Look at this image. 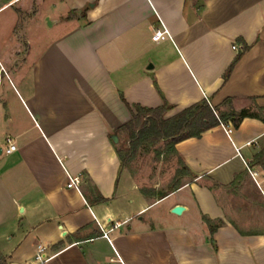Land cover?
Instances as JSON below:
<instances>
[{
    "label": "crops",
    "instance_id": "crops-1",
    "mask_svg": "<svg viewBox=\"0 0 264 264\" xmlns=\"http://www.w3.org/2000/svg\"><path fill=\"white\" fill-rule=\"evenodd\" d=\"M202 100L248 116L173 144L189 179L144 190L117 148L133 105ZM40 249V264H264V0H0V257Z\"/></svg>",
    "mask_w": 264,
    "mask_h": 264
},
{
    "label": "rangeland",
    "instance_id": "rangeland-1",
    "mask_svg": "<svg viewBox=\"0 0 264 264\" xmlns=\"http://www.w3.org/2000/svg\"><path fill=\"white\" fill-rule=\"evenodd\" d=\"M163 116L169 117L167 113ZM146 118L147 115L131 118L130 125L122 128V141L117 144V148L123 164L127 166L144 190L148 191L154 187L155 190L166 193L182 181L189 179L190 175L180 158L175 155L171 138L154 140L148 135L137 139L131 138L132 128L135 129L134 134L137 136ZM134 142H137L136 150L133 146ZM171 199L157 204L152 211L161 209ZM0 264H3L1 257Z\"/></svg>",
    "mask_w": 264,
    "mask_h": 264
},
{
    "label": "trees",
    "instance_id": "trees-1",
    "mask_svg": "<svg viewBox=\"0 0 264 264\" xmlns=\"http://www.w3.org/2000/svg\"><path fill=\"white\" fill-rule=\"evenodd\" d=\"M240 55L238 54L233 63L227 68L225 77L230 73L234 62L240 58ZM168 109L169 106L167 104L155 108L143 107L137 104L133 105L132 117L147 115V118L142 123L137 136L134 134L135 129L132 128L131 138L137 139L143 135L152 136L154 140L171 138L172 144H175L189 137H198L202 132L218 125L221 121L229 120L234 127H237L241 119L248 116L245 110L239 113L231 111L228 114H215V108L213 109L206 100L186 107L172 116L164 117L163 115ZM130 122L126 126H129ZM133 146L136 150L137 142H134ZM121 161L123 163L122 159ZM209 228L210 232L213 233L216 225L209 222Z\"/></svg>",
    "mask_w": 264,
    "mask_h": 264
},
{
    "label": "built area",
    "instance_id": "built-area-1",
    "mask_svg": "<svg viewBox=\"0 0 264 264\" xmlns=\"http://www.w3.org/2000/svg\"><path fill=\"white\" fill-rule=\"evenodd\" d=\"M165 36H169V32L168 29L164 26L162 27H156L153 31V34L151 36V39L154 41H158L160 39H163ZM209 103V101H208ZM210 104V103H209ZM230 130V129H229ZM6 141V147L4 149V152L6 154H9L11 152H13L16 149V145L14 144L13 140L10 137H7L5 139ZM66 176H67V182H66V187H74V188H78V177L66 172ZM120 225V223H114L113 227H118ZM112 228L109 229V231ZM103 231V235L105 237H107V232L104 231L103 229H101ZM48 257L45 256V254L43 253V251L40 249L37 251L34 260L29 262L28 264H40L42 262H44Z\"/></svg>",
    "mask_w": 264,
    "mask_h": 264
},
{
    "label": "water",
    "instance_id": "water-1",
    "mask_svg": "<svg viewBox=\"0 0 264 264\" xmlns=\"http://www.w3.org/2000/svg\"><path fill=\"white\" fill-rule=\"evenodd\" d=\"M47 24L49 25V22H48V21H47ZM112 139H113L115 142H117V141H118V137H117V135L114 134V135L112 136ZM159 196H160V197H163V196H164V194H163L162 191H159ZM182 210H183V206H182V205H176V206H174V207L172 208V212H174V213H176V214H180V213L182 212ZM12 264H15V263H12Z\"/></svg>",
    "mask_w": 264,
    "mask_h": 264
}]
</instances>
